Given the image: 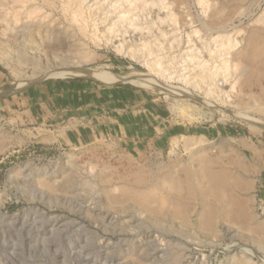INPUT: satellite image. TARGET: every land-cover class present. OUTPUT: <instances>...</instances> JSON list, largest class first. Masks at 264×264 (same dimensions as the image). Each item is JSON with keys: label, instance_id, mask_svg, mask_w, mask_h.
Listing matches in <instances>:
<instances>
[{"label": "rangeland", "instance_id": "rangeland-1", "mask_svg": "<svg viewBox=\"0 0 264 264\" xmlns=\"http://www.w3.org/2000/svg\"><path fill=\"white\" fill-rule=\"evenodd\" d=\"M12 1L0 0V49L5 52V56L4 54L0 55V71L4 75L6 88L20 91L46 79L81 76L108 85L126 84L139 89L153 99L158 110L163 108L166 115L164 120L158 119L157 121L145 118V113H139L137 108L129 109L133 124H130L128 129L120 128L113 118L100 119V121L94 119L90 122L78 120L53 126H34L27 123L6 122L0 117V214H16L14 218L0 222V264H230L231 259L243 257L239 254L244 252L253 264H264V250L259 249L248 239L244 240L240 234L232 238L221 231L212 234L211 232L208 234V231H204L205 233L201 231L195 225L197 220L195 209L201 207L200 201L192 199L194 197L192 195L188 199L189 203L184 197L187 192L184 189L177 192L173 187V181L185 178V171L193 170L194 164H196L189 159L183 135L190 139L204 135V139L208 141L206 143L207 152L216 153L221 151L220 143L222 144L223 141L231 143L230 139L236 138L234 143H239L235 144L237 149L241 150L242 147L248 146L250 149L252 148V150H244L249 151L246 153L248 169L246 175H250L247 176V179L252 181L251 184L254 183L253 189L248 192V194L250 193L248 207L251 213L256 218L258 217L257 219L261 218V214L264 212V126L261 130L254 132L251 125L260 129L257 127L259 124L256 126L248 120L238 119L232 115L237 111L244 112L245 108L241 110L237 104L231 106L225 104L221 106L223 111L215 112L213 121L204 119L192 123L184 121L183 117L174 114L163 94H157L131 82L100 79L87 73L65 77H46L45 75L48 65H58L62 63L65 56H74L72 54L75 51L78 52L77 49L82 47L83 42L84 44L88 43L87 46L91 50L88 49L91 59L82 62L83 68H103L120 77L124 76L123 78L135 72H148L146 68L116 54L110 47L95 46L94 41L90 38L93 28V20L91 21L89 17L90 13L96 12L94 19L100 28L97 32L99 36L105 32L111 34L113 39L118 42L138 47H141L144 41L151 40L157 48V57L174 58L172 65L174 68L169 70L174 77L180 71L178 69L183 66V59L192 65L193 61H201L206 55L208 57L218 45L213 38L217 37L218 33L213 32H223V35L235 37L237 45L232 53L241 50L247 53L246 48L250 47V43L258 40L259 46H257L256 52L250 50L251 58L243 53L245 56L238 62L235 61L238 63L237 67L233 65L231 71L227 72V76L224 77L223 73L218 77L224 81L225 91L230 90L231 83H233L231 81L237 80L233 92L235 95L232 94L234 96L232 99H234L241 93L239 83L247 80L250 75L251 86L245 87L244 91L253 93V95L250 93L253 98L247 95L241 106L245 107L248 104L252 106L256 103V106H252L256 107L255 110L257 109L255 114H246L258 118V121H261L259 123H264L262 120L264 119V107H261L264 103L260 100L262 91L264 92V67L261 64L264 63V0H202L203 2L198 0H156L155 3L163 2L162 4L165 3L164 5L167 7L161 4L162 9L158 10V5H155V11L150 13L136 10L133 13L135 15L133 18L137 20L133 21L134 24H130L129 20L128 23L120 24V14L124 15L121 9L122 0H78L79 4H82L79 8L89 19V27L84 34L77 32V27L75 29L74 25H69V21L65 19V15L69 14V17L72 12L70 9L69 12L64 9V4L69 0H54V6L49 7L43 5L42 0L32 2L40 5V9L38 8L40 11H35L36 13H32L30 17L25 16L24 10L31 5V2L19 4L21 2ZM17 12L21 13L19 23L15 22V18H13V13ZM47 14L49 15L45 17ZM116 15H119L120 19ZM51 18L62 22V26L65 27H61L62 32H57V34L59 33L57 36L51 32H38L36 28L38 21L47 23L51 22ZM115 22L120 24V27L116 26L119 31L106 32L108 25L112 26ZM205 24L208 29L203 27ZM217 25L222 26L220 30L213 28ZM23 26H30L31 29L23 30ZM211 26L213 29H209ZM58 38L63 41L64 48L47 53L46 44L58 40ZM248 38H251V42ZM248 40L249 44L247 45ZM79 44L81 45L79 46ZM232 53L228 54V58L231 60ZM18 55H22L21 61H19ZM4 57L7 58L4 59ZM192 59L193 61H190ZM75 60L77 62L78 58ZM7 61L11 65H18L16 68L23 79L30 78L28 85L16 86L17 78L6 67ZM181 70L183 72V69ZM165 82L171 86L185 89V85L177 80L170 79L169 82ZM186 90H190V88H186ZM175 98L187 99L186 96ZM190 102L201 106V102L198 103V100L193 99ZM260 103L261 108L257 106ZM203 109L212 110L206 107ZM132 112H135L138 121L140 117L142 118L139 122L143 129L142 134L141 129L134 126L135 118H133ZM222 117L227 120H221ZM173 139H176L174 144L176 147L172 148ZM197 165L196 168L199 166ZM70 167L80 177L86 178V174L89 173L90 176L93 172L91 175L101 176L98 177L100 180L97 179L91 188L80 186L74 187V190L71 188V191H69L70 189L67 191L59 188L50 189L46 184L41 183L40 178L50 177L57 186L66 175H63V170H68ZM139 168L158 170L157 173L161 174L160 184H163V190L171 191V194L175 191L176 194L182 196L179 203L178 201L173 203V201L164 200L163 204L150 201L147 205L149 210L160 207L161 214L165 210V212L178 210L180 214L177 215L176 220L178 223L180 222L179 224L177 222L176 226L169 225L170 223L161 224L160 227V223L149 220V213L142 212L135 204L129 207L108 205L106 196L109 191L110 194H119L121 191L119 185L132 184ZM234 173L237 174L235 171ZM103 177L104 180H102ZM247 190H244V193ZM160 193L157 195L164 196ZM186 206H189L188 210L190 211L185 208ZM134 208L136 209L134 210ZM187 212L193 218L185 223L182 220ZM184 225L190 227L186 228ZM177 231L181 234H178ZM233 233L231 230L230 235ZM165 250L170 253L168 256L164 255Z\"/></svg>", "mask_w": 264, "mask_h": 264}, {"label": "bare ground", "instance_id": "bare-ground-1", "mask_svg": "<svg viewBox=\"0 0 264 264\" xmlns=\"http://www.w3.org/2000/svg\"><path fill=\"white\" fill-rule=\"evenodd\" d=\"M15 1H16V3L21 2L19 4H22L23 2H25V3L31 2V5L24 10L26 17L32 16V13L37 11L38 8L40 7V5L38 3H32V2H36L37 0H15ZM42 1H43V5H47L48 7L54 6V4H55L54 0H42ZM122 1H123V5H122L121 9L123 10L124 15L120 14L121 19L118 17L119 15L118 16L116 15L118 17V19H120L119 20L120 24H122V23L125 24L128 20H129L130 24L131 23L134 24L133 21H137L133 18V16H135V15H133V13L136 10L137 11H147L148 13H150L152 11H155V5H158V10H160V9H162L161 6L165 4V3L162 4L163 3L162 2L161 3L162 5H161L158 3V1L155 3L156 0H122ZM198 1L203 2L202 0H198ZM79 3L80 2H78V0H69L66 4H64L65 11H68L69 9L72 11L70 13L69 17H68L69 14L65 15V19L67 21H69L68 22L69 25H71V26L74 25V28L77 27V29H78L77 32H82L84 34L85 32H87V28L89 27V21H88L89 19H87L86 16L84 15V11H82V9L79 8V6L82 5ZM121 4H122V2H121ZM172 4H173V2H172ZM197 6H199V5H197ZM114 7L116 8V6H114ZM164 7H167V6L164 5ZM90 9H91V7H90ZM97 9H99V8H97ZM112 9H113V7H112ZM118 9H120V7ZM158 10H156V11H158ZM39 11L40 10H38V12ZM102 12H104V11H102ZM95 13H93V14L90 13V16H89L91 18L90 20L91 21L93 20L92 36H90V38L94 41L95 46L101 47L104 45V46L110 47L116 54L121 55L122 57L127 58V59L131 60L132 62L146 68L148 70V72L147 73L135 72V73L127 76L126 78H123L124 76L120 77L116 74H113V73H110V72L104 70L103 68L102 69L92 68V67L83 68L82 62H85V60L87 61L91 58H90V54L88 53V51L90 50L89 47L87 46L88 43L84 44V42L82 41L83 42V44L81 43L82 47L77 49L78 52L75 51L76 53L74 52L72 54L78 58L77 62L75 60V59H77L76 57L73 59L74 56H72V57L65 56L62 63H59L58 65H55V64L53 65V64L49 63L50 65H48V68L45 72L46 77H48V76L65 77L68 75H81V74L87 73L93 77L100 78V79L113 80V81L123 80V81L131 82V83H134V84L139 85L141 87H145L148 90L154 91L157 94H163L164 98L169 102V105H170L169 107H170L171 111L174 114L183 117L184 121L192 122V123L194 121H200V120H204V119H208V120L213 121V118L215 116V112L220 113L221 111H223L221 106H223L225 104L229 105V106H231L233 104L234 105L237 104L238 106H240L241 110L243 108H245V110H244L245 113L241 112V111H237V113H234V114L232 113V115H234V117H236L238 119L248 120L252 124L254 123V125H256V126H257V124H259V126H257V127L260 129H257L256 127L251 125V129L254 132L261 130V128L264 126V123H259L261 121H258V118L256 119V118L250 117L248 115L249 113L255 114V111L257 109L255 110L256 107L254 108L252 106H254L256 103L252 106H249V104H248V106H245V107L241 106V104H244V100L246 99L247 95H250L251 97L253 95V93H251V92L250 93L252 95L250 93L244 91L245 87L248 88L251 86V83L249 82V79L251 78V76L248 75L249 77L247 80H244L243 82L239 83L241 93L239 94V96H236V98H234V99H232L234 97V96H232V94L234 92L235 84L237 83V80L235 79V80L231 81L233 83H231L230 90L225 91L224 81L221 78H219L223 73H224V77L227 76V74L233 68V65L235 67L238 66L237 65L238 63H235V61L238 62L239 59H241L245 56V54L243 56V53H246V52H244L243 50L238 51V52L235 51L232 53L233 49L237 45V43L234 39L235 37L232 38L231 36L223 35L222 34L223 32H218V31L213 32V33H218L217 37H213V38H215L214 41L217 42L218 45L216 46V48H214L213 51H211L212 53H210L208 55V57L206 55L203 59L201 58L202 59L201 61L194 62L193 59L190 60V61H193L192 65L188 64V61L186 62L185 59H183L184 60V62L182 64L183 68L181 67V69H183V72L181 69L177 68L180 71H178V72L176 71L177 75L174 77L172 72H169L170 69L174 68L172 66L174 58L172 59L170 57L169 59H167L166 57H157L158 56L157 48H155V46L153 45V42L151 40L144 41L142 46L138 47L135 45H130V44L124 43V42H118V41L113 39L111 34H107L105 32H102V35L105 37H103L102 35L99 36V33H97V32L100 30V28H99L98 24L95 22V20H96V19H94ZM137 14H138V12H137ZM13 15H14L13 18H15V22L19 23V21L21 20L19 18V15H21V13H19V12L15 13V14L13 13ZM48 15L49 14L45 15V17ZM11 19H12V17H11ZM3 22H5V21H3ZM38 22L39 23H37V24L35 23L38 32L39 31L51 32L55 36H57L59 34V33L57 34V32H62L61 27H64V26H62V22L60 20L57 21V19H54V18L53 19L51 18V22H47V23H45V22L43 23L40 21H38ZM116 22L113 23L112 26H109V25H108V27L106 26L107 27L106 32H110V33L118 32L119 29L116 26H119L120 24L116 23ZM151 23H153V22L151 21ZM188 23H189V21H188ZM159 24H161V23H159ZM67 25H66V27H67ZM135 25H136V23H135ZM163 25H164V23H163ZM206 26H207L206 24H205V26L203 25V27L207 28ZM221 27H222L221 25H217L216 27L214 26L213 28L220 30ZM22 28H23V30L26 28L31 29L30 26L29 27L23 26ZM160 28H162V27L160 26ZM213 28L211 26L209 29H213ZM103 30H104V28H103ZM73 31H76V30H73ZM162 32H165V31L162 30ZM82 33H80V34L82 35ZM210 33H212V32H210ZM248 39H250V42H251V38H248ZM92 40H91V42H93ZM254 41H252L250 43L251 45H249L250 46L249 48H246V50H247L246 54L249 56V58H251L250 50L256 52L257 46H259L258 40H256L255 42ZM81 44H79V46ZM248 44H249V40L247 42V45ZM63 48H64V43L62 40H59V38H58V40H54L53 42L46 44V52L47 53L54 52L56 50H60ZM201 52L203 53V50H201ZM90 53L92 54V52H90ZM231 53H232V60L228 58L229 57L228 54H231ZM3 54L5 56L4 50L0 49V55H3ZM258 54H259V52H258ZM21 56L18 55L19 61H21V59H23ZM91 56H93V55H91ZM255 56H256V54H255ZM168 57H169V55H168ZM2 58H3V56H2ZM6 58L4 57V59H6ZM198 59H200V58H198ZM261 64H263L262 67H264V63L262 62ZM5 65L7 68H9L11 74L16 76V78H17L16 86L17 87H24L30 83V80H29L30 78L23 79L21 77L19 70L16 68L18 65L17 66L13 65V64L11 65L8 63V61H7V63H5ZM173 73H175V72H173ZM168 78H169V80H168ZM170 79L171 80H177L180 83L184 84L185 89L179 88L176 86L175 87L171 86L167 82H165V81L169 82ZM186 88H188V89L190 88V90H186ZM233 95H235V94H233ZM177 96L178 97H183V96L185 97L186 96L187 99L180 100L179 98H175ZM261 97L262 98L260 100L262 101V103H264V92L263 91H262ZM193 99L198 100V103L200 101L201 106H197L196 104H193L192 102H190ZM230 99H232V100H230ZM218 103H224V104L219 105ZM259 105L261 106V103L257 104V106H259ZM204 107L211 108L212 110L211 111L204 110L203 109ZM233 107H235V106H233ZM261 107L263 108L264 105ZM246 113H248V114H246ZM227 114H225V115H227ZM231 116H230V118H231ZM223 118L224 117H222L221 120H223V121L227 120L226 118H224V119ZM262 120H264V119H262ZM182 138H184V143L187 145V152H189V159L193 160V162H196V164H198L199 166L197 165L198 167L196 168V164H194L193 170H190V171L186 170L185 171L186 177L183 179H178V180L173 181V183H174L173 187L175 188L174 190H176L177 192L179 190H182V189H184L187 192L184 194L186 201H188V199H190L192 195L194 196L192 199H195L197 202L200 201L201 207H199L197 210L195 209V211L197 212V218H196L197 220L195 222L196 223L195 225L203 232L208 231L207 232L208 234H209V232H211V234H212V233H216V231H221L226 236H230L232 238H235L234 236H238L240 234L244 240L248 239L249 242H252L254 245L258 246L259 249L264 250V212H262L261 218L257 219L258 217L256 218V216L253 213H251V211L248 207L249 206L248 202L250 199L249 198L250 193L248 194V192H251V189H253L254 183L251 184L252 181L250 182L247 179V176L249 177L250 175H246L247 170H248L247 169V160H246L247 154L246 153H248L249 151L246 152L244 150L245 149L252 150V148L250 149V147L248 146L245 148L242 147L241 150L239 148L237 149L235 144H239V143L238 142L234 143V142H236V138H234L233 140L230 139L233 143L232 142L230 143L229 141L228 142L223 141L222 144L220 143L219 146H220L221 151H219L218 153L207 152L206 143L208 141H206L204 139L205 138L204 135H199V136L195 137L194 139L193 138L190 139V137H185V135H183ZM238 140L240 141V139H238ZM173 142H174L173 144L171 143L172 148L176 147V146H174L176 139H173ZM203 145H205V146H203ZM245 146H247V145H245ZM203 150H206V151H203ZM256 154H258V152H256ZM72 160L73 159L71 158V161ZM71 166L73 167V165H71ZM72 167H70L68 170L67 169L63 170V175L64 174H66V175L62 178L61 181H59L57 186L55 185V183L52 182V179L49 176H48L49 178H47V177L40 178V181H41V183L46 184L47 187H49L50 189L59 188V189L65 190V191L70 189L69 191H71V188H73V190H74V187H80V186H82V187L83 186H89L91 188V187H93L94 183H96L97 179H99L98 177H101V176L96 175V174L91 175L93 172L90 174V176H89V173L86 174V178L80 177V176H78L79 174L77 175V173L75 172V170ZM128 167H129V165H128ZM89 170H91V169H89ZM92 171H93V169H92ZM157 171L158 170L153 171L150 169L146 170L144 168H139V170L135 173V181L132 184H129L128 186L125 184H121V186L119 185V188H121V191L119 190L120 191L119 194H114V193L110 194V191H109L108 195L106 196L108 198V203H109L108 205L114 206V207L119 206V205H120V207L121 206L122 207H129L130 205L135 204V205L139 206V208L141 209L142 212L149 213V215H148L149 220H152L156 223H160V227H161V224H168V223H170L169 225H175L177 222V220H176L177 215L180 214V212L178 210H175L177 212H175V211L172 212L169 210L171 208H169L168 209L169 211L165 212L166 211L165 210L161 214L160 207L153 209V210L148 209L147 205L150 201H154V202H157L159 204H163L165 202L164 200H167V201L170 200V201H173V203H175V201H178V203H179V200L182 199V196L178 195V193L176 194L175 191H173L171 194L170 193L171 191L167 192V190H163L164 186H163V184H160L161 174L157 173ZM234 171L237 172V174H235ZM106 174H108V173H106ZM102 180H104V177L102 178ZM161 181H162V179H161ZM99 182H101V181H99ZM167 185H168V183H167ZM108 189H111V188H108ZM115 189H117V188H115ZM167 189H168V187H167ZM244 190H247V191H245V193H244ZM157 193L164 194V196L157 195ZM169 195H171V196H169ZM183 200H184V198H183ZM188 202L190 203V201H188ZM168 203L170 205V202H168ZM173 203L171 204L172 206H173ZM172 206H170V207H172ZM167 207H168V205H167ZM188 207L189 206H186L185 208L188 210ZM194 207H196V206H194ZM194 207H192V208H194ZM135 209L136 208H134V210ZM191 210H193V209H191ZM188 211H190V210H188ZM192 213H193V211H192ZM15 215L16 214L8 215L7 213H1L0 214V222L5 221V220L7 221L8 219H12V218H14ZM178 217L181 218L180 216H178ZM190 218H193V216L190 217V215L187 212L183 216L182 222L184 221L185 223L186 222L188 223V221H190ZM179 223L177 222V224H179ZM189 223H191V222H189ZM181 226H183V225H181ZM231 230L234 233L230 235ZM177 233H178V231H177ZM178 234H181V233L179 232ZM186 236H188V235H186ZM161 243H163V242H161ZM165 251L166 252L164 253V255L167 254V256H168V253H169L168 250H165ZM245 253L246 252H244L243 254H239V255H242L243 257H239V258L235 257V258L231 259L230 264H253L251 262V259L249 257H247ZM184 256H185V253H184ZM178 260H180V259H178ZM202 260H203V258H202ZM204 262H207V261H204Z\"/></svg>", "mask_w": 264, "mask_h": 264}, {"label": "crops", "instance_id": "crops-1", "mask_svg": "<svg viewBox=\"0 0 264 264\" xmlns=\"http://www.w3.org/2000/svg\"><path fill=\"white\" fill-rule=\"evenodd\" d=\"M132 108L145 113V118L165 119L163 108L158 110L148 94L126 84L108 85L75 76L46 79L16 91L6 88L0 71V117L6 122L53 126L78 120L90 122L113 118L120 128L128 129L133 124L129 110ZM132 113L134 126L141 129L142 134L139 124L142 118L138 121L135 112Z\"/></svg>", "mask_w": 264, "mask_h": 264}]
</instances>
